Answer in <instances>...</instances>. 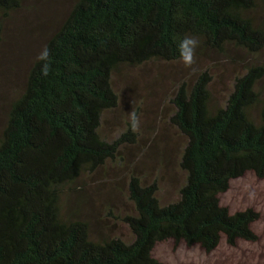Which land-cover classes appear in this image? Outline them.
I'll return each mask as SVG.
<instances>
[{
    "label": "trees",
    "instance_id": "16d2710c",
    "mask_svg": "<svg viewBox=\"0 0 264 264\" xmlns=\"http://www.w3.org/2000/svg\"><path fill=\"white\" fill-rule=\"evenodd\" d=\"M23 1L0 0V39L3 20ZM260 5L264 0H76L30 68L0 138V264H166L153 256L165 241L206 253L222 239L231 247L256 242L259 213H231L219 196L248 172L264 179L262 65L235 78L224 106L212 104L208 71L178 86L170 123L187 140L180 160L186 182L178 200L163 206L156 184L131 178V243L92 239L88 222L62 215L61 199L84 173L137 143L130 128L111 143L99 135L103 113L118 105L112 77L120 68L179 61L185 38L195 39L193 53L233 47L258 55Z\"/></svg>",
    "mask_w": 264,
    "mask_h": 264
},
{
    "label": "rangeland",
    "instance_id": "374dc122",
    "mask_svg": "<svg viewBox=\"0 0 264 264\" xmlns=\"http://www.w3.org/2000/svg\"><path fill=\"white\" fill-rule=\"evenodd\" d=\"M76 0H24L21 8L3 20L0 39V138L6 127L11 104L24 90L30 68L42 54L48 39L57 31ZM264 21V8L256 14ZM264 66V51L250 55L228 47L224 52L198 51L187 66L180 60L150 62L138 68L122 67L112 77L118 105L105 111L99 135L106 142L117 140L129 128L137 143L127 144L120 155L102 169L84 173L65 189L61 213L68 219L88 222L91 238H119L131 243L134 235L125 219L135 215L129 197L132 177L141 186L156 184L157 198L166 206L179 198L186 182L180 167L186 138L170 123L174 113L173 94L183 82L192 84L196 76L208 71L212 76V104L224 106L233 90L235 78L249 66ZM264 98V80L257 86ZM258 108L253 109L257 115ZM220 204L231 213L248 208L259 213L253 226L256 242L239 241L234 247L222 239L218 249L206 253L200 246L188 247L174 241L159 243L153 256L166 264H264V179L248 172L233 180L229 190L219 196ZM77 214V215H76Z\"/></svg>",
    "mask_w": 264,
    "mask_h": 264
},
{
    "label": "clouds",
    "instance_id": "9594fccd",
    "mask_svg": "<svg viewBox=\"0 0 264 264\" xmlns=\"http://www.w3.org/2000/svg\"><path fill=\"white\" fill-rule=\"evenodd\" d=\"M196 41L193 38H185L178 45V56L180 61L186 66L191 63Z\"/></svg>",
    "mask_w": 264,
    "mask_h": 264
}]
</instances>
